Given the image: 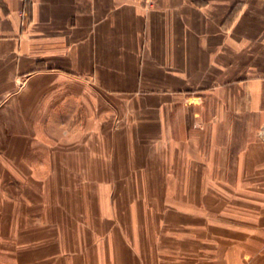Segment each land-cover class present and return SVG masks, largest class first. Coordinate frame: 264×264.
<instances>
[{
  "label": "crops",
  "instance_id": "obj_1",
  "mask_svg": "<svg viewBox=\"0 0 264 264\" xmlns=\"http://www.w3.org/2000/svg\"><path fill=\"white\" fill-rule=\"evenodd\" d=\"M0 264H264V0H0Z\"/></svg>",
  "mask_w": 264,
  "mask_h": 264
}]
</instances>
